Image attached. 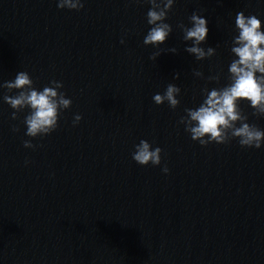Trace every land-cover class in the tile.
Here are the masks:
<instances>
[{
    "label": "water",
    "instance_id": "95a60500",
    "mask_svg": "<svg viewBox=\"0 0 264 264\" xmlns=\"http://www.w3.org/2000/svg\"><path fill=\"white\" fill-rule=\"evenodd\" d=\"M81 2L0 0V84L24 71L37 90L62 82L72 102L55 131L31 138L28 109L11 119L0 88V264H264V143L202 146L178 123L201 89L228 83L236 14L264 32V0H174L158 47L143 43L146 0ZM193 12L207 20L200 47L215 49L203 60L177 27H191ZM170 83L181 90L175 109L152 99ZM238 106L264 130L250 102ZM141 140L162 149L160 165L132 159Z\"/></svg>",
    "mask_w": 264,
    "mask_h": 264
},
{
    "label": "clouds",
    "instance_id": "9594fccd",
    "mask_svg": "<svg viewBox=\"0 0 264 264\" xmlns=\"http://www.w3.org/2000/svg\"><path fill=\"white\" fill-rule=\"evenodd\" d=\"M151 5L146 14L147 24L150 29L144 37V45L158 47L163 44L172 31L170 24L166 23L167 13L171 11L174 0H146ZM81 0H58L57 7L60 9L79 11L83 8ZM191 27L182 23L177 25L183 32V40L191 41V46L185 51L193 55L196 60H203L215 54V49L208 47L206 50L200 45L206 41L207 20L196 12L189 17ZM235 30L238 35L232 38L230 48L233 59L228 67V83L219 88L201 89L202 102L196 108H185V115L178 123L184 125L185 132L189 133L193 141L207 146L210 143H228L232 139H238V143L244 148L259 149L264 143V130L255 124L247 123L248 117L243 115L238 106L239 101L250 102L254 110L253 115L264 116V32L261 31V21L255 15L245 16L238 12L235 16ZM123 39L121 43H123ZM176 53V48L168 49ZM160 55L153 53L149 59L155 60ZM194 75L203 77V73L196 71ZM179 73L174 75L177 79ZM208 81L217 84L220 75L207 77ZM63 87L62 82L51 80L49 85L37 90L29 74L20 71L12 81H5L0 88L6 89L3 101L14 111L11 119H17V114L28 109V114L23 119L26 126L25 135L31 138L43 137L56 130L60 114L71 106V100L65 98V93L58 91ZM17 90V94L8 93ZM180 88L174 84H168L163 94H155L153 101L160 105L167 102L171 109H175L180 101L176 98L180 94ZM79 114L73 118V126L81 120ZM239 124V126H237ZM17 127L13 131H18ZM25 148H35L30 140L23 142ZM132 159L139 165L145 166L151 163L153 166L160 165L161 151L159 147L152 148L146 140H141L135 145ZM167 166L162 172L167 174Z\"/></svg>",
    "mask_w": 264,
    "mask_h": 264
}]
</instances>
